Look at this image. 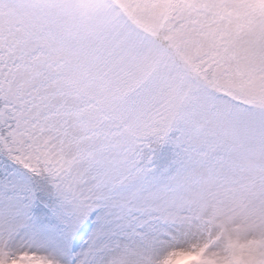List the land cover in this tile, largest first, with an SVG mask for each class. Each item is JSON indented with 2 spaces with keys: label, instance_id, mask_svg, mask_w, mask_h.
Listing matches in <instances>:
<instances>
[{
  "label": "snow or ice",
  "instance_id": "6c2138e0",
  "mask_svg": "<svg viewBox=\"0 0 264 264\" xmlns=\"http://www.w3.org/2000/svg\"><path fill=\"white\" fill-rule=\"evenodd\" d=\"M0 264H264V0H0Z\"/></svg>",
  "mask_w": 264,
  "mask_h": 264
}]
</instances>
